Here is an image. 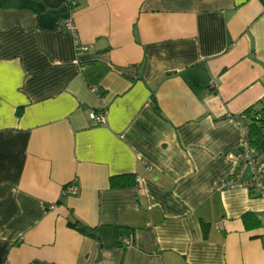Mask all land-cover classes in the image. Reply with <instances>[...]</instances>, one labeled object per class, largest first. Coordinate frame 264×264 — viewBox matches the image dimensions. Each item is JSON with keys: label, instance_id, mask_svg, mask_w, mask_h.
Wrapping results in <instances>:
<instances>
[{"label": "crops", "instance_id": "crops-1", "mask_svg": "<svg viewBox=\"0 0 264 264\" xmlns=\"http://www.w3.org/2000/svg\"><path fill=\"white\" fill-rule=\"evenodd\" d=\"M260 100L264 0H0V264H264V198L217 189Z\"/></svg>", "mask_w": 264, "mask_h": 264}, {"label": "built area", "instance_id": "built-area-1", "mask_svg": "<svg viewBox=\"0 0 264 264\" xmlns=\"http://www.w3.org/2000/svg\"><path fill=\"white\" fill-rule=\"evenodd\" d=\"M70 8H74L77 5V0H67ZM63 27L74 33V27L71 22V19L68 18L63 22ZM78 51L85 50L86 47L76 44ZM211 86H215L214 82L210 83ZM92 90H95L92 88ZM92 117L97 123H105V114L104 112H99L97 114H92ZM244 116L240 115L234 116L236 121L242 126L244 130L243 140L238 149L234 154L235 160L237 162V169L231 173L229 176L221 179L217 185V189L225 190L232 189L236 187H245L248 190L256 191L257 195L264 198V158L260 156L258 150L250 146L246 139L245 134L246 130L242 124V118ZM248 168L250 176L248 179L243 180V174L245 169ZM136 185L138 188L141 186L140 178L136 177ZM76 187L72 184H67L62 189V195L65 194H75ZM133 236L131 233L118 237V243L122 246H129L132 243Z\"/></svg>", "mask_w": 264, "mask_h": 264}, {"label": "trees", "instance_id": "trees-1", "mask_svg": "<svg viewBox=\"0 0 264 264\" xmlns=\"http://www.w3.org/2000/svg\"><path fill=\"white\" fill-rule=\"evenodd\" d=\"M262 102L264 101L260 100L258 103L248 106L241 113L244 116L242 118V124L246 130L245 139L247 143L256 150H258L260 140L264 138V103ZM261 103L262 106H258V104L260 105ZM135 180L136 177L133 174L112 175L109 177V185L111 188L135 186ZM242 219L246 228L259 224L254 214L250 212L245 213ZM70 225L77 227L83 233L92 235L89 228L78 222L70 223Z\"/></svg>", "mask_w": 264, "mask_h": 264}]
</instances>
